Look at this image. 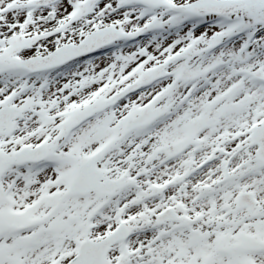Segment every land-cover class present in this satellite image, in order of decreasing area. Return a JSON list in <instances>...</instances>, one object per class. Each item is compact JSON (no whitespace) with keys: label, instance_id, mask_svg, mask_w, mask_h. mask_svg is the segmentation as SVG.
Here are the masks:
<instances>
[{"label":"snow or ice","instance_id":"6c2138e0","mask_svg":"<svg viewBox=\"0 0 264 264\" xmlns=\"http://www.w3.org/2000/svg\"><path fill=\"white\" fill-rule=\"evenodd\" d=\"M0 264H264V0H0Z\"/></svg>","mask_w":264,"mask_h":264}]
</instances>
